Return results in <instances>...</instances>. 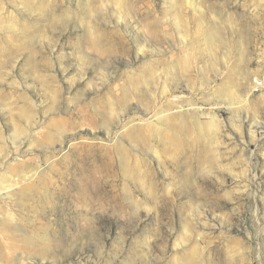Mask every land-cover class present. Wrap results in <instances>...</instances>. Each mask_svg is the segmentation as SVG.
I'll return each instance as SVG.
<instances>
[{
  "label": "rangeland",
  "instance_id": "374dc122",
  "mask_svg": "<svg viewBox=\"0 0 264 264\" xmlns=\"http://www.w3.org/2000/svg\"><path fill=\"white\" fill-rule=\"evenodd\" d=\"M0 264H264V0H0Z\"/></svg>",
  "mask_w": 264,
  "mask_h": 264
},
{
  "label": "bare ground",
  "instance_id": "6f19581e",
  "mask_svg": "<svg viewBox=\"0 0 264 264\" xmlns=\"http://www.w3.org/2000/svg\"><path fill=\"white\" fill-rule=\"evenodd\" d=\"M216 33V32H215ZM214 32L212 33H208L207 37H205L204 39L207 41V45H212L217 39V35L215 34ZM203 34V33H202ZM204 35V34H203ZM205 43V41H204ZM206 44V43H205ZM156 116V117H155ZM154 118H156V120H163V118L161 116H157L155 115ZM167 121V120H166ZM217 122L214 121L213 124H211L210 127H208L209 129H215L217 127ZM202 127L199 126V130L202 131L204 129H201ZM208 130V129H207ZM205 131V130H204ZM185 172V171H183ZM181 172V173H183ZM86 174V173H85ZM186 177H183V185L182 187H184V189H186L185 187L188 186V176H187V173H183ZM76 178L79 180V184H77V179H75V184H74V188L71 187L74 192L76 193V198L75 199H78L79 200V203L82 204V206L85 208V210H88V208L90 207V205L93 203V200L95 198V192L96 190L92 191L90 189V185L88 183L91 182V178L88 174L84 175L83 174V171L82 170H78L75 174ZM88 175V176H87ZM36 177V172L32 173L29 177H24L22 178L23 180H20L21 184L23 185L24 184V189H28L29 188V185L30 183L33 182V180L35 179ZM9 179V184L6 185V187L3 188V190H5L6 192H9L10 190H12L14 187H18L20 185V182H17L16 180L12 179V178H8ZM69 184H71V181H69ZM76 188V189H75ZM96 188V187H95ZM14 190V189H13ZM99 191V190H98ZM99 194V193H98ZM99 196V195H97ZM104 196H105V192H104ZM103 196V197H104ZM75 197V196H74ZM97 199V198H95ZM102 200V199H101ZM103 205V204H102ZM79 209V208H78ZM83 209V208H82ZM75 210V209H74ZM77 211V210H75ZM74 211V212H75ZM7 212V216L10 218V219H13L14 216L13 214L11 213V211H6ZM73 212V213H74ZM78 212V211H77ZM76 213V212H75ZM74 217V216H73ZM70 218V217H69ZM77 218V217H76ZM68 220V219H67ZM70 220V219H69ZM89 220V219H88ZM72 221V220H71ZM82 222H84L85 224H89L90 220L87 221V219H82ZM92 222V221H91ZM75 228V227H74Z\"/></svg>",
  "mask_w": 264,
  "mask_h": 264
}]
</instances>
